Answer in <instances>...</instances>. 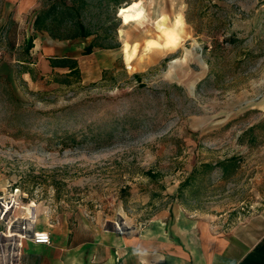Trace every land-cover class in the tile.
I'll return each instance as SVG.
<instances>
[{
	"label": "rangeland",
	"instance_id": "1",
	"mask_svg": "<svg viewBox=\"0 0 264 264\" xmlns=\"http://www.w3.org/2000/svg\"><path fill=\"white\" fill-rule=\"evenodd\" d=\"M53 1L0 0V201L16 203L4 252L28 216L149 237L182 217L230 231L264 211V0H88L80 19L120 45L84 54L95 36L78 38L81 77L67 83L40 58L55 38L33 28Z\"/></svg>",
	"mask_w": 264,
	"mask_h": 264
},
{
	"label": "crops",
	"instance_id": "2",
	"mask_svg": "<svg viewBox=\"0 0 264 264\" xmlns=\"http://www.w3.org/2000/svg\"><path fill=\"white\" fill-rule=\"evenodd\" d=\"M85 46L77 39H53L40 57L47 65L45 71L68 72V68L50 66V57L78 61L77 53ZM36 226H31V234L48 232L51 243L23 239L16 251L0 248V264H264V211L245 217L230 231H216L201 217H182L165 229L166 235L158 230L149 237L143 234L151 229L134 235L120 231L84 235L63 222Z\"/></svg>",
	"mask_w": 264,
	"mask_h": 264
},
{
	"label": "trees",
	"instance_id": "3",
	"mask_svg": "<svg viewBox=\"0 0 264 264\" xmlns=\"http://www.w3.org/2000/svg\"><path fill=\"white\" fill-rule=\"evenodd\" d=\"M88 0H55L50 3L47 7L40 10L33 20V28L36 31H46L55 39L66 40V39H78L87 38L91 35L95 36V40L87 45L84 49V54H90L93 52L94 48H114L120 45L118 40L114 43H105L100 40L102 38L99 29L94 28L92 25L86 23L84 20L80 19L81 11L88 7ZM117 2V1H116ZM59 30H56V27ZM62 27V28H61ZM64 28V32H61ZM109 38L108 35L103 36ZM34 47V36L29 38L26 45L25 51L29 52ZM50 66L68 68L66 78H60L56 76L55 81L60 83H67L69 77H74L80 80L81 70L79 69L77 59L70 57H50ZM25 72H31L29 69L24 67L19 69L17 75L18 77ZM139 77V76H138ZM236 165V161L229 159L219 162V167L223 170L224 174L230 172L232 168ZM216 165L213 163H205L202 165L203 171H211ZM199 167L190 174L187 180L181 184L180 191L190 187L197 180V172H199ZM233 170V169H232Z\"/></svg>",
	"mask_w": 264,
	"mask_h": 264
},
{
	"label": "built area",
	"instance_id": "4",
	"mask_svg": "<svg viewBox=\"0 0 264 264\" xmlns=\"http://www.w3.org/2000/svg\"><path fill=\"white\" fill-rule=\"evenodd\" d=\"M16 205L15 201H0V219H3L6 216L7 211ZM36 224V219H31L26 217L23 221V225L21 227V232L18 234L20 241L23 239H31L35 244H50L51 243V235L48 232L44 231H34L31 234V226L34 227ZM11 257V254H10ZM13 257V255H12Z\"/></svg>",
	"mask_w": 264,
	"mask_h": 264
},
{
	"label": "bare ground",
	"instance_id": "5",
	"mask_svg": "<svg viewBox=\"0 0 264 264\" xmlns=\"http://www.w3.org/2000/svg\"><path fill=\"white\" fill-rule=\"evenodd\" d=\"M166 36H167V41H166V43L164 45L165 47L166 46H173L174 47L181 40L178 35L176 36V35L172 34V32H170V31L166 32ZM148 43H149L148 44L149 46H151V44L152 45L154 44V42H152V41H149ZM29 218L34 219L35 217L34 216H32V217L29 216ZM116 228H117L118 231L124 232V230H123L124 228H122L120 225H118V227H116ZM12 235H16L17 236L16 233H12V232L10 234H7V236H12Z\"/></svg>",
	"mask_w": 264,
	"mask_h": 264
},
{
	"label": "clouds",
	"instance_id": "6",
	"mask_svg": "<svg viewBox=\"0 0 264 264\" xmlns=\"http://www.w3.org/2000/svg\"><path fill=\"white\" fill-rule=\"evenodd\" d=\"M138 253H140V250H137Z\"/></svg>",
	"mask_w": 264,
	"mask_h": 264
}]
</instances>
